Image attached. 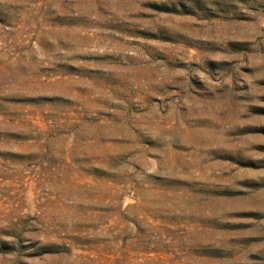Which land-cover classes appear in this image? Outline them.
I'll return each mask as SVG.
<instances>
[{
  "label": "rangeland",
  "instance_id": "374dc122",
  "mask_svg": "<svg viewBox=\"0 0 264 264\" xmlns=\"http://www.w3.org/2000/svg\"><path fill=\"white\" fill-rule=\"evenodd\" d=\"M0 264H264V0H0Z\"/></svg>",
  "mask_w": 264,
  "mask_h": 264
}]
</instances>
